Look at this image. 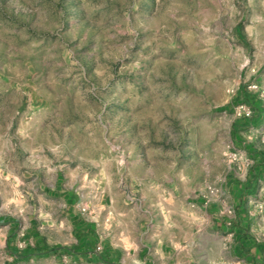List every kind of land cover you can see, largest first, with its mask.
I'll list each match as a JSON object with an SVG mask.
<instances>
[{
  "label": "rangeland",
  "instance_id": "374dc122",
  "mask_svg": "<svg viewBox=\"0 0 264 264\" xmlns=\"http://www.w3.org/2000/svg\"><path fill=\"white\" fill-rule=\"evenodd\" d=\"M241 89L262 109L242 143L264 153V0H0V216L18 221L13 241L31 242L32 222L47 243H74L58 225L70 190L85 219L105 230L116 212L179 264H264L234 250L230 228L231 185L256 163L232 134L253 114ZM242 207L264 243V177ZM0 230V264H15Z\"/></svg>",
  "mask_w": 264,
  "mask_h": 264
},
{
  "label": "crops",
  "instance_id": "0c3cea01",
  "mask_svg": "<svg viewBox=\"0 0 264 264\" xmlns=\"http://www.w3.org/2000/svg\"><path fill=\"white\" fill-rule=\"evenodd\" d=\"M261 114L257 109H253V117L247 119L249 120V128L255 126L254 124L259 120ZM241 132V130L238 131L239 136H241ZM56 188H59V185H56ZM61 193L64 204L61 210V220H58V225L64 227L65 221L68 220L72 227L71 233L75 242L70 245L49 244L43 235L38 232L35 225L30 222L31 225L25 229L23 237L24 239L31 240V242L25 247L19 248L13 241L19 227L18 221L14 218L0 216V225H6V251L13 263H29L30 261L33 262L50 256L59 258L64 255L69 256L71 258L70 260L75 264L180 263L174 257L176 249L164 240L162 241L161 237H157L154 234H147L144 229L134 231L123 228L119 229L114 223L116 218H118V213L116 212L114 215L106 213L105 218L107 221L106 229L104 230L103 225H100L97 220H87L79 212L74 210L75 206L82 203L72 191L65 190L61 191ZM100 202H102V199H100ZM232 203L234 205L233 196ZM102 206L101 203L98 207L101 208ZM210 208L215 209L216 205H211ZM95 215L97 216V214ZM112 223L114 225L111 228ZM212 228L222 233L229 231L225 219H215ZM34 232L38 235V248L35 247ZM235 241L234 250L241 253V246L237 242L236 237ZM43 245L54 248V250L50 252L48 249H43L41 248ZM234 253L237 257L236 252ZM249 255L253 256L251 253Z\"/></svg>",
  "mask_w": 264,
  "mask_h": 264
},
{
  "label": "trees",
  "instance_id": "16d2710c",
  "mask_svg": "<svg viewBox=\"0 0 264 264\" xmlns=\"http://www.w3.org/2000/svg\"><path fill=\"white\" fill-rule=\"evenodd\" d=\"M236 99L248 104L252 111L253 109H257L258 112L262 113L260 101L242 89L240 90ZM247 119L250 118L244 117L233 125L232 134L235 140L239 143H242L243 141L241 136L238 135V131L249 128V120ZM242 146L252 155L251 158L254 159L256 163L249 171L246 183L242 184L239 181L234 180L231 185V190L233 192L232 196L234 199V208L238 211L239 220L237 222H233L230 228L232 229L231 231L234 232L236 240L241 246V252L245 254L246 259H252V261H254V259H258L262 255V252L264 251V243H258L248 235V220L244 214L242 206L245 196H247L253 190L256 180L264 177V153L256 151L252 144L249 143H242ZM33 237L35 241V247L38 248L39 243L36 232L33 233ZM41 248L48 249L50 252L54 250V248L47 247L45 245H43ZM250 253L253 256H250Z\"/></svg>",
  "mask_w": 264,
  "mask_h": 264
},
{
  "label": "built area",
  "instance_id": "2783aa9c",
  "mask_svg": "<svg viewBox=\"0 0 264 264\" xmlns=\"http://www.w3.org/2000/svg\"><path fill=\"white\" fill-rule=\"evenodd\" d=\"M239 109L243 110L247 116H250V114L252 112L250 107H248L245 103H242L241 106L239 107ZM82 209L85 210L84 207Z\"/></svg>",
  "mask_w": 264,
  "mask_h": 264
}]
</instances>
